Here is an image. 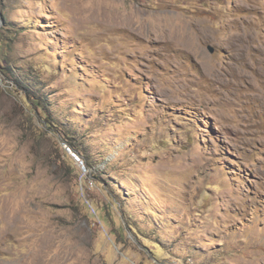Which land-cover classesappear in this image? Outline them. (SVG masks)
<instances>
[{"label": "rangeland", "instance_id": "obj_1", "mask_svg": "<svg viewBox=\"0 0 264 264\" xmlns=\"http://www.w3.org/2000/svg\"><path fill=\"white\" fill-rule=\"evenodd\" d=\"M0 264H264V0H0Z\"/></svg>", "mask_w": 264, "mask_h": 264}, {"label": "trees", "instance_id": "obj_2", "mask_svg": "<svg viewBox=\"0 0 264 264\" xmlns=\"http://www.w3.org/2000/svg\"><path fill=\"white\" fill-rule=\"evenodd\" d=\"M35 104H38V103L36 102ZM47 126H49V125H47ZM69 143H70V145H68V146L72 147L91 166L90 161H89V157L86 155L84 149L81 148L80 146H78L77 143H74L71 141Z\"/></svg>", "mask_w": 264, "mask_h": 264}, {"label": "built area", "instance_id": "obj_3", "mask_svg": "<svg viewBox=\"0 0 264 264\" xmlns=\"http://www.w3.org/2000/svg\"><path fill=\"white\" fill-rule=\"evenodd\" d=\"M65 147L68 148L69 152L72 154V156H73L78 162H80V163L83 164V160H82L81 156H80L76 151L72 150V149L70 148V146H67V144L65 145Z\"/></svg>", "mask_w": 264, "mask_h": 264}, {"label": "water", "instance_id": "obj_4", "mask_svg": "<svg viewBox=\"0 0 264 264\" xmlns=\"http://www.w3.org/2000/svg\"><path fill=\"white\" fill-rule=\"evenodd\" d=\"M209 48H210L212 51H214V47L210 46Z\"/></svg>", "mask_w": 264, "mask_h": 264}, {"label": "bare ground", "instance_id": "obj_5", "mask_svg": "<svg viewBox=\"0 0 264 264\" xmlns=\"http://www.w3.org/2000/svg\"><path fill=\"white\" fill-rule=\"evenodd\" d=\"M188 41V40H187Z\"/></svg>", "mask_w": 264, "mask_h": 264}]
</instances>
